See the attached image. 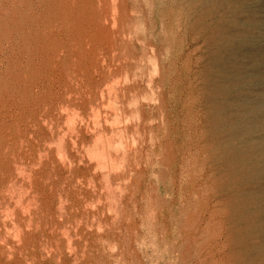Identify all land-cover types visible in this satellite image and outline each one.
<instances>
[{
	"label": "rangeland",
	"instance_id": "374dc122",
	"mask_svg": "<svg viewBox=\"0 0 264 264\" xmlns=\"http://www.w3.org/2000/svg\"><path fill=\"white\" fill-rule=\"evenodd\" d=\"M263 184L264 0H0V264H264Z\"/></svg>",
	"mask_w": 264,
	"mask_h": 264
},
{
	"label": "bare ground",
	"instance_id": "6f19581e",
	"mask_svg": "<svg viewBox=\"0 0 264 264\" xmlns=\"http://www.w3.org/2000/svg\"><path fill=\"white\" fill-rule=\"evenodd\" d=\"M68 33V32H67ZM71 73V72H70ZM153 78V77H152ZM148 83H149V81H148ZM110 87V86H109ZM113 87V86H112ZM119 93V92H118ZM119 96V95H118ZM120 98V97H119ZM119 102H120V100H119ZM105 105V104H104ZM114 106V105H113ZM73 108V107H72ZM94 109V108H93ZM92 109V110H93ZM70 110V109H69ZM73 111V110H72ZM119 111V110H118ZM96 112V111H95ZM79 113V112H78ZM77 113V114H78ZM71 114V113H70ZM69 114V115H70ZM91 114V113H90ZM94 114V113H93ZM99 114V113H98ZM117 114V113H116ZM105 115V114H104ZM120 115V114H119ZM77 117V116H76ZM79 118V117H78ZM103 118V117H102ZM96 119H97V117H96ZM135 119V118H134ZM75 120V119H74ZM109 122V121H108ZM72 124V123H71ZM106 124V123H105ZM101 126V125H100ZM121 127V126H120ZM121 130V129H120ZM52 131V130H51ZM123 131V130H122ZM99 134V133H98ZM123 134V133H122ZM124 135V134H123ZM65 136V135H64ZM100 136V135H99ZM98 136V137H99ZM118 136V135H117ZM33 137V136H32ZM113 139V138H112ZM56 140V139H55ZM58 140H60V139H58ZM124 140V139H123ZM63 141V140H62ZM99 141V140H98ZM112 141V140H111ZM116 141V140H115ZM59 142V141H58ZM61 142V141H60ZM101 142V141H100ZM113 142H114V140H113ZM112 142V143H113ZM128 142V141H127ZM118 143V142H117ZM53 144V143H52ZM98 144V143H97ZM258 144V143H257ZM63 145V144H62ZM61 145V146H62ZM109 145V144H108ZM255 145V144H254ZM258 147V146H257ZM62 148V147H61ZM96 148V147H95ZM9 149V148H8ZM63 149V148H62ZM224 149V148H223ZM252 149V148H251ZM94 150V149H93ZM98 150V149H97ZM100 150V149H99ZM105 150V149H104ZM103 149H102V151H104ZM109 150H110V148H109ZM124 150V149H123ZM255 150H256V148H255ZM64 151V150H63ZM102 151L100 150V153L101 154H104V153H102ZM119 151V150H118ZM128 152V151H127ZM90 153H92V152H90ZM112 153V152H111ZM256 153V152H255ZM82 154V153H81ZM235 154V153H234ZM253 154V153H252ZM125 155V154H124ZM239 155H241V154H239ZM43 156V155H42ZM45 156V155H44ZM101 156V155H100ZM105 157H106V155H104ZM110 156V155H109ZM112 156V155H111ZM120 156V155H119ZM128 156V155H127ZM233 156V155H232ZM231 157V156H230ZM229 158V157H228ZM235 158V157H234ZM106 159V158H105ZM254 159V158H253ZM97 160H99V159H97ZM121 160V159H120ZM130 161V160H129ZM248 161V160H247ZM104 162V161H103ZM112 162V161H111ZM120 162V161H119ZM107 163V162H106ZM248 163V162H247ZM246 163V164H247ZM117 165V164H116ZM22 166V165H21ZM120 166V165H119ZM127 166V165H126ZM26 168V167H25ZM115 169V168H114ZM122 169V168H121ZM120 170V169H119ZM111 172V171H110ZM10 173V172H9ZM108 173V172H107ZM104 174V173H103ZM34 175V174H33ZM105 175V174H104ZM237 175H238V173H237ZM251 175V174H250ZM112 176V175H111ZM106 177H108V175L106 176ZM109 179V178H108ZM249 179V178H248ZM127 181V180H126ZM15 182V181H14ZM231 182H233V181H231ZM94 183V182H93ZM107 183V182H106ZM113 183V182H112ZM246 184V183H245ZM90 185V184H89ZM264 185V184H263ZM108 186V185H107ZM117 186V185H116ZM121 186V185H120ZM118 187V186H117ZM247 188V187H246ZM16 189V188H15ZM19 189V188H18ZM94 189V188H93ZM244 190H246V189H244ZM13 191V190H12ZM112 191V190H111ZM121 191V190H120ZM238 191V190H237ZM264 192V191H263ZM262 192V193H263ZM245 193V192H244ZM7 194H9V193H7ZM26 194V193H25ZM239 195V194H238ZM253 196V195H252ZM21 197V196H20ZM254 197V196H253ZM110 199V198H109ZM118 199V198H117ZM249 200V199H248ZM24 201V200H23ZM116 201V200H115ZM260 201V200H259ZM92 202V201H91ZM23 203V202H22ZM65 203V202H64ZM111 203V202H110ZM20 204V203H19ZM63 204V203H62ZM10 205V204H9ZM92 206V205H91ZM245 206H246V204H245ZM24 207V206H23ZM263 207V206H262ZM22 208V207H21ZM59 209V208H58ZM28 210V209H27ZM263 210V209H262ZM4 211V210H3ZM8 211V210H7ZM110 211V210H109ZM16 212V211H15ZM115 212V211H114ZM256 212V211H255ZM260 212H262V211H260ZM7 213V212H6ZM3 214V213H2ZM8 214H9V212H8ZM6 215V214H5ZM13 216V215H12ZM6 217V216H5ZM52 217V216H51ZM255 217V216H254ZM260 217V216H259ZM15 218V217H14ZM246 220H247V218H246ZM243 222V221H242ZM246 222V221H245ZM253 222V221H252ZM241 223V222H240ZM245 225V224H244ZM249 225V224H248ZM255 225V224H254ZM29 226V225H28ZM33 227V226H32ZM249 230V229H248ZM246 232V231H245ZM259 232V231H258ZM238 233V232H237ZM242 233H243V231H242ZM261 233V232H260ZM239 234V233H238ZM6 236V235H5ZM243 236V235H242ZM247 236V235H246ZM256 236V235H255ZM22 237V236H21ZM250 238H251V236H250ZM255 238V237H254ZM0 239H2V238H0ZM263 239V238H262ZM23 241V240H22ZM7 242V241H6ZM21 243V242H20ZM245 243V242H244ZM257 245V244H256ZM263 245V244H262ZM254 247V246H253ZM259 247V246H258ZM253 249V248H252ZM257 250H258V248H257ZM256 250V251H257ZM242 251V250H241ZM240 252V251H239ZM253 253V252H252ZM263 253V252H262ZM257 255H259V254H257ZM251 256V255H250ZM256 256V255H255ZM253 258V257H252ZM251 260V259H250ZM247 264H248V261H247Z\"/></svg>",
	"mask_w": 264,
	"mask_h": 264
}]
</instances>
